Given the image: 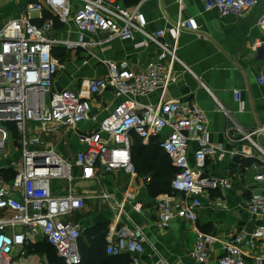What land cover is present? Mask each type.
Instances as JSON below:
<instances>
[{"label":"built area","instance_id":"built-area-1","mask_svg":"<svg viewBox=\"0 0 264 264\" xmlns=\"http://www.w3.org/2000/svg\"><path fill=\"white\" fill-rule=\"evenodd\" d=\"M25 1V14L6 21L0 28V157L6 155L11 140L19 142L22 151L21 167L11 186H4L0 174V264H16L15 247L24 249L27 243L39 238L53 246L66 264H81L80 226L68 216L85 206V197L76 195L71 186L76 178L73 171L79 169L78 177L82 179L94 177L98 168L106 172L122 169L138 175L131 150L135 138L147 141L158 137L161 149L175 168L173 192L164 195L155 206L159 226L169 228L177 218L196 223L210 191L232 185L225 175L206 173L209 157L218 160L225 157L222 147L208 141L207 113L195 102L172 99L167 94L177 79V64L187 68L177 55L179 35L190 31L203 36L195 17L182 16L184 0H174L179 11L172 41L166 40L165 29L155 32L145 29L147 20L142 8L148 0H137L131 8L118 0ZM201 1L205 11H214L220 17L247 14L259 3V0ZM32 12L39 14L40 21L33 19ZM56 21L68 25L71 22L79 37L51 35ZM257 24L264 29V12ZM85 34L102 35L105 39L86 40ZM137 36L141 37L136 42L139 47L157 50L143 68L127 61L102 59L106 76L89 79L79 92L68 88L55 90V78L65 68L54 56L56 48L87 49L113 40L132 41ZM254 49H264V37L255 40ZM257 80L264 85V71ZM109 90L121 100L105 117L93 116V97ZM154 93L158 95L156 102H140V97ZM235 94L244 109L240 91ZM90 120L94 127L79 129V125ZM61 128L76 130L82 146L69 157L61 156L45 141V137ZM261 133L264 126L243 132V139L257 152L251 156L262 161L253 177L256 190L249 202L251 212L258 216H264V147L254 136ZM59 179L70 185L68 193L57 196L52 183ZM93 197L110 198L107 193ZM129 199L135 211L143 212L140 201L133 196ZM124 205L125 200L119 203L117 223ZM107 241L109 255L129 254L128 264H141L147 237L140 226L122 223L110 229ZM256 241L262 252V256L256 257V264H263L264 224L250 237L245 233L231 237L218 264H247L245 248L255 247ZM213 242L211 233L197 230L192 257L207 264Z\"/></svg>","mask_w":264,"mask_h":264},{"label":"crops","instance_id":"crops-1","mask_svg":"<svg viewBox=\"0 0 264 264\" xmlns=\"http://www.w3.org/2000/svg\"><path fill=\"white\" fill-rule=\"evenodd\" d=\"M118 1L131 8L137 0ZM25 4V0H0V28L10 19L21 18L25 14ZM142 10L147 20L145 29L149 32L165 29L166 40L172 41V30L179 11L177 3L174 0H148ZM263 12L264 0H259L258 5L247 14L227 17L205 11L201 0H184L182 16L195 17L201 28L199 34L203 36L190 31H183L179 35L177 55L187 68L177 64V79L169 86L167 93L172 99L195 102L207 113L208 141L222 147L225 157L223 160L209 157L206 173L225 175L232 186L210 191L203 200L196 223L177 218L169 228H161L155 206L164 195L173 192L171 181L174 166L161 149L158 137L147 141L134 139L131 150L132 156L137 158L138 175L122 169L106 172L98 168L94 177L82 179L78 177L81 171L75 169L73 175L76 178L71 186L76 195L85 197V206L73 211L68 218L80 226L83 264H122L121 260L113 259L115 256L106 252L108 232L122 223L138 225L145 232L147 241L140 255L141 264H202L191 255L197 230L214 236L213 250L207 264H218L231 237L239 233L250 237L259 225L264 224V216L252 213L249 208L252 192L256 190L253 177L262 166V161L251 156L255 150L248 140L243 139V132L264 126V85L257 80L264 71V49H254L255 40L264 37V29L257 24ZM31 16L40 21L37 12H32ZM69 28L70 35L67 32ZM51 35L71 39L79 37L76 26L71 22L68 25L59 21H56ZM85 39L103 41L105 37L85 34ZM139 41L141 37L137 36L132 41L113 40L97 46L90 45L87 49L56 48L54 56L65 68L55 78V90L68 88L79 92L89 79L106 76L107 70L100 61L102 59L127 61L132 66L143 68L157 50L139 47L136 44ZM236 91L241 93L244 109L236 99ZM157 99L158 95L154 93L139 100L147 103L156 102ZM120 100L111 90L93 97L92 115L105 117ZM10 127L14 130V127ZM92 127L93 121L90 120L79 129ZM254 139L264 147V133L254 136ZM45 141L63 157H69L82 148L73 129L61 128L45 137ZM62 147L65 156L61 152ZM6 150V155L0 157V174L4 178V186L8 187L14 178L12 173L5 176L4 172H17L21 167L22 151L15 140L8 143ZM63 181L64 184L57 180L52 183L57 196L68 193L70 183ZM103 193L110 198L93 197ZM130 196L143 204V212L132 208ZM124 200L123 215L117 223L119 203ZM44 243L57 255L53 246L39 238L27 243L24 249L15 247L13 254L16 264H59L42 250ZM253 248H245L247 264H256V257L262 256L258 241Z\"/></svg>","mask_w":264,"mask_h":264},{"label":"trees","instance_id":"trees-1","mask_svg":"<svg viewBox=\"0 0 264 264\" xmlns=\"http://www.w3.org/2000/svg\"><path fill=\"white\" fill-rule=\"evenodd\" d=\"M166 154V153H165ZM167 155V154H166ZM136 160H137V158H135V156L133 157V162H134V164H135V166H136V168H137V170L139 169V167H138V163L136 162ZM253 160H256L255 158L253 159ZM9 173H12V175H13V178L15 177V175H16V171H13V170H9V171H5L4 172V174H5V176L6 175H8ZM174 173H175V168H174ZM174 173H173V176H174ZM3 174V175H4ZM126 255V254H125ZM125 255H120V256H115V257H112L113 259H118L120 262H122V264H128L129 262H130V260L128 259V255L127 256H125ZM83 256V255H82ZM84 260V259H83ZM82 264H83V262H82Z\"/></svg>","mask_w":264,"mask_h":264},{"label":"rangeland","instance_id":"rangeland-1","mask_svg":"<svg viewBox=\"0 0 264 264\" xmlns=\"http://www.w3.org/2000/svg\"><path fill=\"white\" fill-rule=\"evenodd\" d=\"M81 125H79V126L81 127ZM14 134H15V132H14ZM14 136H15V138L17 137V135H14ZM64 151H65V149L62 147V151L61 152H63L62 154H64V156H65L66 153ZM57 181H61L64 184V181L62 179H59ZM42 246H43L42 250L45 251L47 254H49L51 256V258L54 257L55 260H57L59 264H63V262L57 257V255L54 253V251L52 250V248L50 246L49 247L46 246L45 243Z\"/></svg>","mask_w":264,"mask_h":264}]
</instances>
